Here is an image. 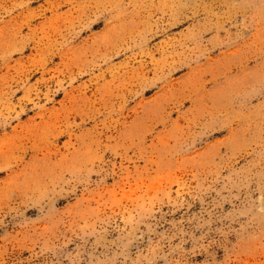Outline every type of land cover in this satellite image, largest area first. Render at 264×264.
Masks as SVG:
<instances>
[{
	"label": "rangeland",
	"instance_id": "rangeland-1",
	"mask_svg": "<svg viewBox=\"0 0 264 264\" xmlns=\"http://www.w3.org/2000/svg\"><path fill=\"white\" fill-rule=\"evenodd\" d=\"M0 264H264V0H0Z\"/></svg>",
	"mask_w": 264,
	"mask_h": 264
}]
</instances>
